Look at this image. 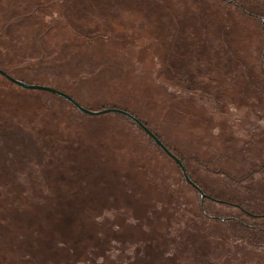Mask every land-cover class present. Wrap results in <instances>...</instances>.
Instances as JSON below:
<instances>
[{
	"label": "rangeland",
	"instance_id": "374dc122",
	"mask_svg": "<svg viewBox=\"0 0 264 264\" xmlns=\"http://www.w3.org/2000/svg\"><path fill=\"white\" fill-rule=\"evenodd\" d=\"M0 68L206 195L0 76V264H264V0H0Z\"/></svg>",
	"mask_w": 264,
	"mask_h": 264
},
{
	"label": "water",
	"instance_id": "95a60500",
	"mask_svg": "<svg viewBox=\"0 0 264 264\" xmlns=\"http://www.w3.org/2000/svg\"><path fill=\"white\" fill-rule=\"evenodd\" d=\"M0 75L2 77H4L6 80H8L9 82H11L12 84L17 85L21 89L37 90V91L47 92V93L53 94L55 96H58L64 100H66L67 102H69L72 106H74L78 111H80L83 114H86L89 116L103 115V114H117V115H121V116H124V117L130 119L156 144V146L164 154H166L169 158H171L177 164V166L179 167V169L182 173L184 180L189 185H191L195 190H197V192L200 195L201 200H203L206 197V195L202 192V190L199 188V186L196 185L194 182H192V180L189 178V176L187 175V173L185 171V167H184L182 161L173 152H171L169 150V148L143 122H141L139 119H137L131 113H129L125 110L119 109V108H105V109L96 110V111L90 110V109H87V108L83 107L82 105H80L73 97H71L67 93L62 92L60 90H57L55 88H52L49 86H44V85L29 84V83L23 82L21 80H18L16 78L12 77L11 75H9L7 72L2 70L1 68H0Z\"/></svg>",
	"mask_w": 264,
	"mask_h": 264
},
{
	"label": "trees",
	"instance_id": "16d2710c",
	"mask_svg": "<svg viewBox=\"0 0 264 264\" xmlns=\"http://www.w3.org/2000/svg\"><path fill=\"white\" fill-rule=\"evenodd\" d=\"M3 70V69H2ZM5 71V70H4ZM6 72V71H5ZM9 74V73H8ZM10 75V74H9ZM1 76V75H0ZM12 76V75H11ZM12 77H14V76H12ZM4 78V77H3ZM14 78H16V77H14ZM5 79V78H4ZM16 79H18V78H16ZM18 80H21V79H18ZM8 81V80H7ZM21 81H23V80H21ZM23 82H25V81H23ZM11 83V82H10ZM27 83V82H26ZM30 84V83H29ZM15 85V84H14ZM66 101V100H65ZM124 117V116H123ZM126 118V117H125ZM128 119V118H127ZM130 120V119H129ZM131 121V120H130ZM131 122H133V121H131ZM134 123V122H133ZM135 124V123H134ZM141 130V129H140ZM142 131V130H141ZM156 135V134H155ZM157 136V135H156ZM158 137V136H157ZM149 138V137H148ZM159 138V137H158ZM150 139V138H149ZM160 139V138H159ZM151 140V139H150ZM161 140V139H160ZM152 141V140H151ZM153 142V141H152ZM154 143V142H153ZM155 144V143H154ZM156 145V144H155ZM170 150V149H169ZM171 151V150H170ZM172 152V151H171ZM192 182H194L193 180H192ZM195 183V182H194ZM188 184V183H187ZM196 184V183H195ZM197 185V184H196ZM191 186V185H190ZM192 187V186H191ZM197 191V190H196ZM254 216L252 215V214H250L249 216H248V218H253ZM235 221H237L238 223H241L242 224V222L241 221H239V220H237V219H234Z\"/></svg>",
	"mask_w": 264,
	"mask_h": 264
}]
</instances>
